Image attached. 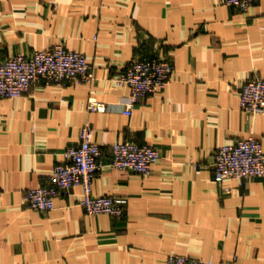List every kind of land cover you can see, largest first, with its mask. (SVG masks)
I'll list each match as a JSON object with an SVG mask.
<instances>
[{"label":"crops","instance_id":"obj_1","mask_svg":"<svg viewBox=\"0 0 264 264\" xmlns=\"http://www.w3.org/2000/svg\"><path fill=\"white\" fill-rule=\"evenodd\" d=\"M59 43L87 58L91 82L0 97V264H167L169 254L264 264V177L216 183L212 155L247 137L264 151V114L238 97L264 79V0L247 12L222 0H0V62ZM147 55L171 59V80L127 114L130 92L114 78ZM86 125L102 152L93 194L117 199L122 215H89L80 187L49 212L28 208L26 192ZM119 140L159 151L151 175L110 167Z\"/></svg>","mask_w":264,"mask_h":264},{"label":"built area","instance_id":"obj_2","mask_svg":"<svg viewBox=\"0 0 264 264\" xmlns=\"http://www.w3.org/2000/svg\"><path fill=\"white\" fill-rule=\"evenodd\" d=\"M254 0H222L231 8L247 12ZM173 72L171 59L160 55H147L131 59L118 71L116 84L128 88L131 103H139L148 95L167 88ZM93 66L87 58L69 50L63 43L51 48L33 51L31 55H14L0 62V97L16 98L34 90L36 85H60L80 80L91 82ZM241 110L249 115L264 114V79L245 81L239 90ZM89 108L104 111L105 105L90 99ZM79 145L63 152V161L57 162L48 173L45 184L29 189L24 197L26 206L39 212L55 208V198L68 196L74 188L82 190L80 205L92 216L122 215L123 205L114 197L95 195L92 185L101 169V147L93 141V130L84 126L79 135ZM213 179L222 183L226 179L243 182L264 177V151L259 139L247 137L224 144L213 151ZM160 159L159 151L151 145L119 140L112 145L110 167L129 170L142 176L152 173L153 165ZM167 264H212L186 256L169 254Z\"/></svg>","mask_w":264,"mask_h":264}]
</instances>
